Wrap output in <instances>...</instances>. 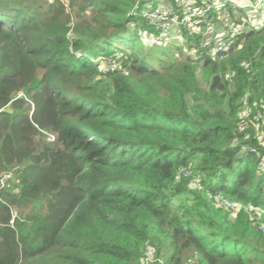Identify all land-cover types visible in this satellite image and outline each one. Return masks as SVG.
Segmentation results:
<instances>
[{
	"label": "trees",
	"instance_id": "1",
	"mask_svg": "<svg viewBox=\"0 0 264 264\" xmlns=\"http://www.w3.org/2000/svg\"><path fill=\"white\" fill-rule=\"evenodd\" d=\"M205 1L0 0V264H264V7L146 15Z\"/></svg>",
	"mask_w": 264,
	"mask_h": 264
},
{
	"label": "built area",
	"instance_id": "2",
	"mask_svg": "<svg viewBox=\"0 0 264 264\" xmlns=\"http://www.w3.org/2000/svg\"><path fill=\"white\" fill-rule=\"evenodd\" d=\"M226 0H218L214 3H210L205 1L204 5L202 7H196L193 9L186 10L183 14H180L176 12L173 8L163 6L160 7L156 10L149 11L146 13L149 19H151L153 22L159 23L162 26L168 27L169 25H185L187 27H191L193 31L200 32L203 31V28L205 29L206 32H211L213 29V25L210 23H205V16L207 15L208 11L212 8L215 7L217 9H222L226 5ZM236 5L240 7H250L254 11H259V9H262L264 7V0H257L255 3L254 2H249L247 0L246 2L244 1L241 3L239 0H232ZM262 15L264 16V10L260 11ZM225 16L228 17V13H224ZM247 20H244L242 23L239 22H234L232 19L228 18L227 20V28L223 30V32L229 34V37H219L215 40L214 42V49L215 50H220L223 52H228L233 45L234 38L241 33L244 30L245 23ZM250 22L256 26L260 23H264V19H262L259 16V19H250ZM204 24V25H203ZM205 46H209L212 44L211 39L205 40ZM249 114V111H245L244 115L247 116ZM262 116L261 112L257 113L256 116V121H259ZM264 116V115H263ZM247 127L246 123H243L240 126L241 130H244ZM48 139L50 141L55 140L54 135H49ZM12 177L11 172H4L0 176V187L4 186L6 184V181L9 180ZM219 203L225 204L227 207L231 208L235 213L238 211V205L221 196H216L215 197ZM17 217V212L12 211V216L11 219L9 220V224L13 226L15 224V220ZM255 218H260L257 215H255ZM258 228L264 233V223L259 222ZM148 251V254L151 253L150 257L144 258L145 264H149L150 258L152 257V252H154V248L151 247Z\"/></svg>",
	"mask_w": 264,
	"mask_h": 264
},
{
	"label": "rangeland",
	"instance_id": "3",
	"mask_svg": "<svg viewBox=\"0 0 264 264\" xmlns=\"http://www.w3.org/2000/svg\"><path fill=\"white\" fill-rule=\"evenodd\" d=\"M164 6V5H163ZM247 10V13H248V15H249V13H251L253 10L251 9L250 10V8H246ZM260 17L262 18V19H264V16L262 15V13L260 12ZM178 34V33H177ZM176 33L175 34H172V37H178V35H177ZM145 40H147L149 43H148V45H150V41L147 39V38H145ZM116 60H114V61H110V64H111V66H117L118 64L115 62ZM101 65H102V67L104 68L105 67V65H107V63H106V61H103L102 63H101ZM145 263V262H144Z\"/></svg>",
	"mask_w": 264,
	"mask_h": 264
}]
</instances>
